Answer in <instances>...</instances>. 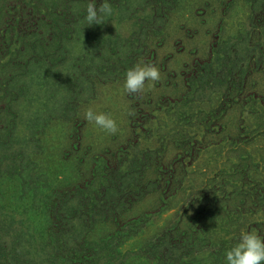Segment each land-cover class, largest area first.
<instances>
[{"label":"rangeland","instance_id":"374dc122","mask_svg":"<svg viewBox=\"0 0 264 264\" xmlns=\"http://www.w3.org/2000/svg\"><path fill=\"white\" fill-rule=\"evenodd\" d=\"M88 2L0 0V264H226L264 236V0Z\"/></svg>","mask_w":264,"mask_h":264},{"label":"clouds","instance_id":"9594fccd","mask_svg":"<svg viewBox=\"0 0 264 264\" xmlns=\"http://www.w3.org/2000/svg\"><path fill=\"white\" fill-rule=\"evenodd\" d=\"M113 13L110 0H102L99 4L97 0H89L83 17L86 22L84 26L103 24L111 19ZM160 79L158 66L141 61L127 68L122 87L126 93L143 92L146 81L153 82L148 85L151 87ZM128 114L132 115L131 110H128ZM84 118L106 134H116L120 130L117 118L111 113L88 107L85 109ZM224 259L226 264H264V236L254 230L241 229L236 243L225 250Z\"/></svg>","mask_w":264,"mask_h":264}]
</instances>
